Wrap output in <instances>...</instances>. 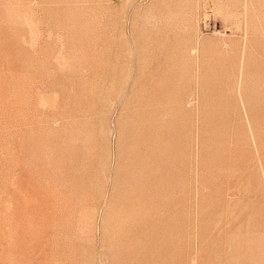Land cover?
<instances>
[{"label":"rangeland","instance_id":"rangeland-1","mask_svg":"<svg viewBox=\"0 0 264 264\" xmlns=\"http://www.w3.org/2000/svg\"><path fill=\"white\" fill-rule=\"evenodd\" d=\"M0 264H264V0H0Z\"/></svg>","mask_w":264,"mask_h":264}]
</instances>
